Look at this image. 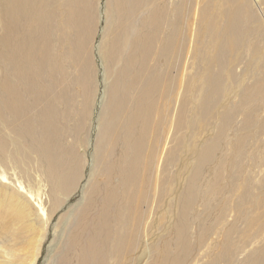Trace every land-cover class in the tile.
Here are the masks:
<instances>
[{
    "label": "bare ground",
    "instance_id": "obj_1",
    "mask_svg": "<svg viewBox=\"0 0 264 264\" xmlns=\"http://www.w3.org/2000/svg\"><path fill=\"white\" fill-rule=\"evenodd\" d=\"M96 1L0 0V225L22 232L6 218L31 210L33 174L56 209L78 186L100 66L91 173L53 264H145L136 251L150 233L146 264H199L212 235L205 264H264V0ZM214 116L192 173L193 133ZM207 159L218 193L249 163L238 202H212L214 191L196 202ZM35 201L48 226L56 209L47 218Z\"/></svg>",
    "mask_w": 264,
    "mask_h": 264
},
{
    "label": "rangeland",
    "instance_id": "obj_2",
    "mask_svg": "<svg viewBox=\"0 0 264 264\" xmlns=\"http://www.w3.org/2000/svg\"><path fill=\"white\" fill-rule=\"evenodd\" d=\"M103 0L100 1V5L102 3ZM98 2V0L96 1ZM104 2V1H103ZM99 4H97L96 7H98ZM101 9V6H100ZM104 10V9H103ZM98 11V10H97ZM98 17H99V12H98ZM98 17L96 22L98 21ZM104 17V16H102ZM101 17V19H102ZM101 25L99 24V27L97 26V35H95V41H94V54L96 55V44H97V40L100 41V37L99 36L101 34V30L103 29V38H106V35L109 32V27L108 24L106 22V26L104 25L105 23V18L104 21H100ZM96 28V25H95ZM96 62H97V58H96ZM97 66H99V63L97 64ZM98 71V75L96 77V82H95V103L93 105V110L91 112V118L92 121L88 120V118L85 117L84 119V123H83V127L85 130V137L82 138L83 142H82V146L79 147V153L80 154H86L87 156V160L88 163L85 164L84 168H83V174H82V178L78 184V186L70 193L69 191H67L66 193H60L59 194V199L60 201L62 199H64L63 203L58 206V208H55L54 202H50V193L48 191V186L45 184L44 181L41 180L40 176H38L37 174H33V178L34 180L31 181V183L25 181V185L28 189V191L32 190L33 193L35 194L36 197H38L40 200H42L39 205L40 207L43 209V211L46 213L47 218L50 216L51 212L55 211L54 216L52 217L50 221V223L47 225L43 224L40 220L41 218H39L37 214V212L34 210L35 209V205H33V203H38L35 201V196L33 201H31V210H25L23 214L19 215V218L17 217H12L10 218V216H8L6 219L8 221H12V220H17L18 224L22 225V232L20 234L17 235H8L7 231L4 230L3 226L0 225V264H29V262L31 260L32 264L33 262H35L34 264H53L54 261L56 260L58 255H61L62 253V249H63V244H64V240L65 237L67 236V232L70 229L69 225L71 223V213L69 212L70 210L76 209L78 207V205L81 203V199H82V195H83V190H84V186L89 178V175L91 173V168H90V161L92 158V150H93V141L95 137L96 129H97V119H95V115L94 112L95 110H99L100 109V103L98 104V96L101 95V91H103L102 94H104V89H103V76L101 75V68L100 66L97 68ZM97 84V85H96ZM102 86V87H101ZM102 88V89H101ZM78 92V91H77ZM108 92V89H106L105 94ZM235 99V98H234ZM236 100V99H235ZM81 101V98L78 97V102ZM92 103V101H91ZM99 105V106H98ZM89 116V113H88ZM87 116V117H88ZM75 117H78L77 115H73L72 116V120L69 122V126H73L74 125V121H75ZM217 117L214 116L213 118V123L211 125H209V127L204 130L201 129V127L195 131V133H193V139L195 142V147L192 149V151L189 152L188 156H187V162H189L190 167H191V172L194 173L196 171L197 166L195 165V163L197 162V157L200 153L201 147H203V143H207L208 141H210L213 137L212 134H214V129H212L213 125H215V121H216ZM88 124L92 125L91 126V132H92V136L89 137V139H91V143L89 148H87V150L85 151L84 147L88 146L85 145V141H86V133L88 132ZM236 126V125H235ZM234 126V127H235ZM201 129V130H200ZM90 132V134H91ZM227 136H234V132L231 131V129H227L226 131ZM235 138V137H234ZM262 140H264V137H262ZM71 138H68V140L66 141L67 144L70 143ZM227 152V151H226ZM84 157V156H83ZM210 159V158H208ZM205 162V166L204 169L202 170L201 173H199V178L196 179L197 181V193H195V197L196 194L198 195V199L200 198V200L196 201V202H207V198L208 196L212 193V191L215 192V195L213 194V200L212 202H238L235 198H233V195H239L240 193H242V189H237V191L233 194V190L235 189V187L238 185H244V180H245V175L249 169V163L246 161V164H244V174L241 176V178L239 179V182L237 180V182L234 185L230 184V190H229V186H227L222 193H218V191L216 189H211V184L214 183L216 181L215 179V169L217 167V162L216 160H208ZM263 172H261V174L259 175V179H257V181H259L260 179H263V175H264V168L262 170ZM192 175V174H191ZM183 176V174H182ZM179 176L178 180H177V186L176 189H179V186L183 180V177ZM194 178V177H193ZM221 184L219 182L218 187L220 188ZM207 188V189H206ZM30 189V190H29ZM226 189H228V192H225ZM195 191V192H196ZM261 192V190L257 191V194ZM70 193V194H69ZM40 196V197H39ZM66 198V199H65ZM52 199V198H51ZM196 209H200L199 207V203L196 205ZM70 213V214H68ZM63 218L62 221H64V223L59 222V220L61 218ZM6 221V223L8 222ZM36 224L37 227L41 228V232L42 234L41 237H39L40 235H38V231L37 233H33L31 230L32 228V224ZM59 222V223H58ZM61 225V226H60ZM60 226V227H59ZM241 227H244V224H241ZM34 228V225H33ZM194 231V228H193ZM40 232V233H41ZM37 235V237H36ZM236 235V234H235ZM11 237H14V241L11 240ZM150 240L147 243H144V246L146 244H148L152 239L155 240L156 237L153 233L149 234ZM215 239V235L211 236V247L210 249L207 250V256H205L203 258V260L199 263V264H205L207 261L210 260L211 258V254H214L217 249H215V246H213L212 244H214L216 241H218V238L214 241ZM39 240V241H37ZM214 241V243H213ZM36 246V247H35ZM144 246H142L141 248H139L136 251V255L137 257H141L142 263H145L147 261H149L153 255L152 252H150V250L148 248H143ZM201 250V252L204 251ZM204 253V252H203Z\"/></svg>",
    "mask_w": 264,
    "mask_h": 264
},
{
    "label": "water",
    "instance_id": "obj_3",
    "mask_svg": "<svg viewBox=\"0 0 264 264\" xmlns=\"http://www.w3.org/2000/svg\"><path fill=\"white\" fill-rule=\"evenodd\" d=\"M101 102V95L98 96V104ZM99 106V105H98ZM97 113H98V110L96 109L95 112H94V115H95V118H94V121L96 119V116H97Z\"/></svg>",
    "mask_w": 264,
    "mask_h": 264
}]
</instances>
